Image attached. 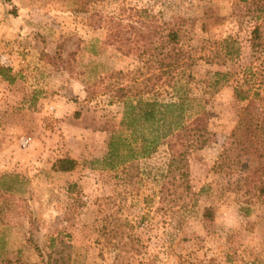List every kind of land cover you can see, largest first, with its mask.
<instances>
[{
  "label": "rangeland",
  "instance_id": "obj_1",
  "mask_svg": "<svg viewBox=\"0 0 264 264\" xmlns=\"http://www.w3.org/2000/svg\"><path fill=\"white\" fill-rule=\"evenodd\" d=\"M117 21L179 28L170 81H147L159 70L125 54L135 39L108 41ZM0 68V260L264 264L256 160L222 161L243 109L264 113V0H0ZM176 92L194 99L185 120L205 111L210 132L183 170L169 169L164 125L140 132L157 137L148 156L121 126L126 102ZM114 136L130 146L107 162ZM62 158L76 168L54 172ZM56 237L70 248H50Z\"/></svg>",
  "mask_w": 264,
  "mask_h": 264
},
{
  "label": "trees",
  "instance_id": "obj_2",
  "mask_svg": "<svg viewBox=\"0 0 264 264\" xmlns=\"http://www.w3.org/2000/svg\"><path fill=\"white\" fill-rule=\"evenodd\" d=\"M10 2V0H6ZM245 1V0H242ZM258 30L255 28L252 32V39L257 38ZM135 39L137 46L128 48L125 54L136 53L138 59L145 60V64L150 70L155 65L159 70L158 75H151L147 81L153 78L161 79L162 76H170L177 67V63L181 60V50L179 45L181 41L179 28L166 26L157 27L155 24L143 25L137 27L136 24L124 26L121 21L115 23V27L108 34V41L120 43L124 46L128 42ZM143 46H138L140 43ZM255 47V44L253 43ZM120 49V48H119ZM3 69L0 68V74ZM168 81V82H169ZM170 84V82H169ZM175 89V86L172 88ZM250 90H242L237 87L234 89V98L243 102L249 98ZM119 99L125 98L126 92L123 88L118 90ZM178 95V100L174 102L160 103L156 100L138 99L134 102L129 101L124 105V112L121 126L129 130L133 136L132 141L141 145L142 156L151 154L157 146V137L147 138L143 130L148 132L157 131L161 125L167 130L160 136L166 140V146L171 154L169 169L176 165V169L183 170L187 167V158L193 153L204 149L210 141V132L208 128V114L205 111L196 112L193 116L186 118V111L192 110L194 102L193 98L186 95ZM254 95H257L254 94ZM242 118L238 121L236 127L230 135V146L225 150L222 159L226 165L229 161H233L234 165L239 163L242 158H253L256 160V166L251 174V182L254 183L258 194L264 197V113L259 119L254 121L250 118L252 115L249 105L243 109ZM249 117V118H248ZM126 140L121 137H112L108 143V153L104 159L112 162L120 145H125ZM130 146V144H126ZM77 166V162L71 158H62L56 160L52 165V170L59 173H67L73 171ZM209 209L205 210L207 213ZM69 247L64 242V238H51L50 248H55V244ZM0 264H20L18 259L12 261L9 259L0 260ZM49 264V260L46 262Z\"/></svg>",
  "mask_w": 264,
  "mask_h": 264
},
{
  "label": "built area",
  "instance_id": "obj_3",
  "mask_svg": "<svg viewBox=\"0 0 264 264\" xmlns=\"http://www.w3.org/2000/svg\"><path fill=\"white\" fill-rule=\"evenodd\" d=\"M28 145V140H22L21 141V146L26 147Z\"/></svg>",
  "mask_w": 264,
  "mask_h": 264
}]
</instances>
